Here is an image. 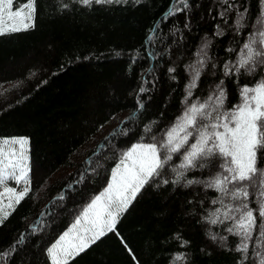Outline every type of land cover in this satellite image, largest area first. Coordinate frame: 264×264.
<instances>
[{
    "label": "trees",
    "instance_id": "1",
    "mask_svg": "<svg viewBox=\"0 0 264 264\" xmlns=\"http://www.w3.org/2000/svg\"><path fill=\"white\" fill-rule=\"evenodd\" d=\"M230 2L241 11L245 5L249 9L239 32L235 9L226 14L227 23L220 18V0H189L188 10L167 19L176 0L91 7L79 0H36L34 28L0 35V138H27L31 167V191L0 226V251L10 253L7 264H50L45 250L107 186L120 153L140 140L145 125L155 122L143 141L151 143L152 135L159 140L184 112L192 78L186 66L196 64L206 41L210 60L190 103L206 99L223 80L227 95L221 111L231 110L240 103L241 87L264 79V64L252 74L223 75V65L236 61L258 27V0ZM217 25L222 35H216ZM170 67L174 73L168 72ZM142 84L150 91L138 96ZM137 99L145 107L128 121L137 111ZM123 128L128 135L120 134ZM180 162L181 155L174 154L163 178L174 179L170 169ZM221 163L222 158L213 157L186 178L207 181L221 171ZM258 166L264 168V157ZM249 192V207L255 210L258 193L255 187ZM221 196L203 183L148 186L120 217L115 232L69 264H237L239 238L226 232L231 222L205 221L220 207L212 201ZM210 233L228 236L227 244L213 242ZM256 236L258 229L245 264H256ZM183 241L188 243L182 247ZM14 243L15 252L10 248ZM256 250L264 253V248ZM181 253L184 259L174 260Z\"/></svg>",
    "mask_w": 264,
    "mask_h": 264
},
{
    "label": "snow or ice",
    "instance_id": "2",
    "mask_svg": "<svg viewBox=\"0 0 264 264\" xmlns=\"http://www.w3.org/2000/svg\"><path fill=\"white\" fill-rule=\"evenodd\" d=\"M79 2L91 7L93 3L110 5L127 3L128 0H79ZM135 2L138 3L139 0ZM220 3L224 6V10L219 13V16L225 23H227L226 14L235 9L234 23L239 32L244 27L248 7L243 6L241 11V6L230 0H220ZM258 3L256 20L258 27L249 34L236 61H229L223 65V75L226 77L239 76L242 71L252 74L258 65L264 64V0H258ZM63 6L67 7V5ZM189 7V0H176L165 19L178 12H184ZM35 14L36 0H24L22 4L16 3V0H0V35L34 28ZM222 34V29L217 25L216 35ZM151 39L149 37V40ZM210 46V42L206 41L197 52L196 64L186 66L191 69L192 78L186 85L187 94L184 102L187 106L184 112L159 140L152 135L151 143L143 142L145 136L152 133V124L155 122H151L144 126V135L140 137V140L120 153L105 189L84 206L69 229L45 250L50 264H69L107 233L115 232L120 217L127 212L133 201L146 187L153 185L160 187L170 183L180 185L181 181H184L186 187L203 183L206 188L215 189L235 202L234 204L225 203L223 196L213 200L212 203L219 204L220 207L205 217V221L210 225L231 222L226 227V232L239 238V243L235 247V251L240 254L237 264H245L249 259V242L254 240V232L258 229L252 254L257 258L256 264H264V253L256 250L264 248V168L258 166L259 160L264 157V79L254 86L241 87L240 103L231 110L221 111L227 95L223 80L215 86L206 99L203 101L198 99L197 102L190 103L192 89L197 87V81L210 60L207 54ZM228 51L231 52L232 49ZM212 67L214 68L215 64ZM168 72L174 73L175 68L170 67ZM172 79L175 77L173 76ZM143 83H149V81L146 80ZM148 91L150 89L142 84L138 90V96ZM144 107V103L137 99V111L127 120L132 121ZM119 131L125 136L129 133L127 128ZM112 135H117V132L114 131ZM190 139L194 142L190 143ZM27 143V138L23 137L0 138V187H3V192H0V205H3L7 198L6 206L12 211L15 210L14 205L20 204L31 191V167L29 156L24 148ZM174 154L181 155V162L171 167L174 179L170 181L164 179L163 175L164 169L169 165ZM213 157L222 158L221 171L207 181L186 178L187 172L205 168ZM9 181L22 185V189L17 191L15 187H7ZM249 187H255L258 193L255 210L249 207L248 201L251 195ZM59 199L63 200L64 197L61 196ZM254 211L257 212L256 215ZM2 212L0 207V226L11 214H2ZM209 238L213 242L219 239L221 246L226 245L228 241V236L218 237L211 233ZM20 239L22 240L23 236ZM187 243L183 241L181 246ZM125 247H127L126 244ZM10 248L15 252L16 244L14 243ZM8 258H10L9 252L0 251V264H7ZM133 259L135 260V256ZM183 259L182 253L174 257L177 261ZM137 264H139L138 261Z\"/></svg>",
    "mask_w": 264,
    "mask_h": 264
},
{
    "label": "rangeland",
    "instance_id": "3",
    "mask_svg": "<svg viewBox=\"0 0 264 264\" xmlns=\"http://www.w3.org/2000/svg\"><path fill=\"white\" fill-rule=\"evenodd\" d=\"M24 148L26 150V154L28 155V143L24 145ZM6 186L7 187H15L17 189V191H20L23 187L22 185H16L14 183V181H9ZM0 192H3V187H0ZM6 205H7V198H5L3 205H0V207H2V210H3L2 214H7V213H10L12 211L11 209H8ZM15 206L16 205H14V207Z\"/></svg>",
    "mask_w": 264,
    "mask_h": 264
}]
</instances>
